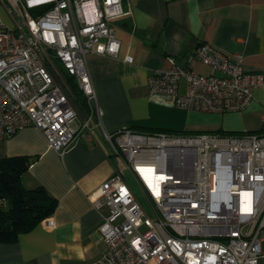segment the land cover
Returning a JSON list of instances; mask_svg holds the SVG:
<instances>
[{
    "label": "built area",
    "instance_id": "obj_1",
    "mask_svg": "<svg viewBox=\"0 0 264 264\" xmlns=\"http://www.w3.org/2000/svg\"><path fill=\"white\" fill-rule=\"evenodd\" d=\"M126 0H0L13 26L0 17V143L37 129L62 156L88 130L78 122L68 78L95 98L87 59L116 57L111 22L130 14ZM211 45L195 57L211 74L178 68L147 78L150 96L200 113L244 111L262 76L246 73ZM128 57L125 62L132 63ZM181 85L185 86L180 92ZM113 173L88 197L107 209L98 232L101 256L86 264H259L264 231V133L104 132ZM127 175L146 199V211Z\"/></svg>",
    "mask_w": 264,
    "mask_h": 264
},
{
    "label": "crops",
    "instance_id": "obj_2",
    "mask_svg": "<svg viewBox=\"0 0 264 264\" xmlns=\"http://www.w3.org/2000/svg\"><path fill=\"white\" fill-rule=\"evenodd\" d=\"M130 14L111 22L119 42L116 57L90 55L87 67L95 98L70 93L78 122L88 130L62 156L53 152L41 133L27 127L3 143L0 158L32 160L22 185L42 187L56 208L15 241L0 243V264H86L98 259L105 245L98 232L107 209L96 211L88 197L117 165L108 159L103 134L122 129L174 133H264V0H126ZM209 44L233 60L242 55L246 73H258L262 84L242 112L200 113L176 109L168 96H150L147 78L167 70V58L178 68L199 75L210 69L195 57ZM132 58V63L125 62ZM185 86L181 85L180 92ZM82 92V91H81ZM264 264V231L260 235Z\"/></svg>",
    "mask_w": 264,
    "mask_h": 264
},
{
    "label": "trees",
    "instance_id": "obj_3",
    "mask_svg": "<svg viewBox=\"0 0 264 264\" xmlns=\"http://www.w3.org/2000/svg\"><path fill=\"white\" fill-rule=\"evenodd\" d=\"M68 82L71 94L79 100L82 92L72 78H68ZM160 131L163 130H136L141 133ZM32 160L23 156L0 158V243L15 241L18 235L32 230L56 208V200L44 188L31 190L22 185L21 177Z\"/></svg>",
    "mask_w": 264,
    "mask_h": 264
},
{
    "label": "rangeland",
    "instance_id": "obj_4",
    "mask_svg": "<svg viewBox=\"0 0 264 264\" xmlns=\"http://www.w3.org/2000/svg\"><path fill=\"white\" fill-rule=\"evenodd\" d=\"M0 17H1V20H2L5 27L11 28L13 26L11 19L8 17L4 8L1 5H0ZM127 181L129 183L131 189L133 190V192L136 196V199H138L140 201V203L144 206L146 211H148V213H150V211H149L150 207H149L146 199L144 198L142 192L140 191L139 187L136 186V183L134 181H132L131 177H129L128 175H127Z\"/></svg>",
    "mask_w": 264,
    "mask_h": 264
}]
</instances>
